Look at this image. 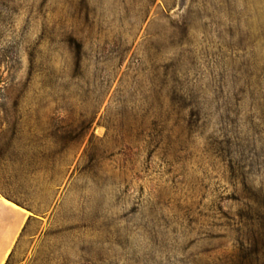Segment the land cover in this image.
I'll use <instances>...</instances> for the list:
<instances>
[{
  "label": "rangeland",
  "instance_id": "obj_1",
  "mask_svg": "<svg viewBox=\"0 0 264 264\" xmlns=\"http://www.w3.org/2000/svg\"><path fill=\"white\" fill-rule=\"evenodd\" d=\"M5 264H264V0H0Z\"/></svg>",
  "mask_w": 264,
  "mask_h": 264
},
{
  "label": "crops",
  "instance_id": "obj_2",
  "mask_svg": "<svg viewBox=\"0 0 264 264\" xmlns=\"http://www.w3.org/2000/svg\"><path fill=\"white\" fill-rule=\"evenodd\" d=\"M29 217L25 208L0 195V264L6 263Z\"/></svg>",
  "mask_w": 264,
  "mask_h": 264
},
{
  "label": "trees",
  "instance_id": "obj_3",
  "mask_svg": "<svg viewBox=\"0 0 264 264\" xmlns=\"http://www.w3.org/2000/svg\"><path fill=\"white\" fill-rule=\"evenodd\" d=\"M8 198V197H7ZM8 199H10V198H8ZM12 201V200H11Z\"/></svg>",
  "mask_w": 264,
  "mask_h": 264
}]
</instances>
